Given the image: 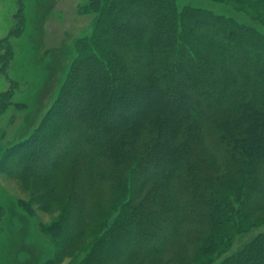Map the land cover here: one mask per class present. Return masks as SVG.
I'll return each mask as SVG.
<instances>
[{"label": "trees", "instance_id": "1", "mask_svg": "<svg viewBox=\"0 0 264 264\" xmlns=\"http://www.w3.org/2000/svg\"><path fill=\"white\" fill-rule=\"evenodd\" d=\"M88 1L98 16L66 86L0 165L13 154L24 183L62 177L75 223L103 219L85 209L92 192L115 202L110 241L87 264H110L107 251L144 264L148 246L173 238L222 253L264 208V0H232L255 10L250 24L176 0ZM13 88L0 94V115ZM4 216L0 205V225ZM220 264H264V234Z\"/></svg>", "mask_w": 264, "mask_h": 264}, {"label": "rangeland", "instance_id": "2", "mask_svg": "<svg viewBox=\"0 0 264 264\" xmlns=\"http://www.w3.org/2000/svg\"><path fill=\"white\" fill-rule=\"evenodd\" d=\"M176 1L180 6L208 9L220 15L226 12L227 17L244 24H250L256 17L247 2L240 6L232 0ZM88 2L0 0V94L14 85L12 98L0 115V161L40 125L66 86L70 69L79 59L77 43L93 34L98 16L85 11ZM18 27H21L18 34L8 37ZM69 113L74 115L75 109ZM60 141L57 143L61 144ZM57 143L52 148L57 150ZM12 155L8 164L0 165V205L5 211L0 225V264L91 262V254L103 252L104 243L110 241L108 225L118 221L120 208L116 210L113 200L94 191L87 197L85 209L98 210L103 221L79 219L75 223V208L67 196L64 179L60 177L54 184L33 179L24 183L12 175L10 168L16 160ZM41 158L36 162L37 167ZM85 209L81 216L86 214ZM244 221L247 225L244 232L234 234L230 246L222 253L204 255L202 243H189L185 249L173 238L165 244V250L161 242L148 246L154 252L145 258L144 264H220L247 242L264 234V208L248 215ZM56 224L65 227L62 235L52 231ZM80 227L84 228L81 232ZM207 237L205 233L200 234L201 239ZM102 238V244L91 252L93 242ZM124 244L116 252L120 253ZM104 258H116L110 264H125L124 258L120 254L115 256L113 251H107Z\"/></svg>", "mask_w": 264, "mask_h": 264}]
</instances>
